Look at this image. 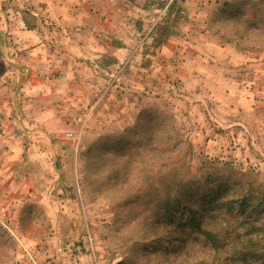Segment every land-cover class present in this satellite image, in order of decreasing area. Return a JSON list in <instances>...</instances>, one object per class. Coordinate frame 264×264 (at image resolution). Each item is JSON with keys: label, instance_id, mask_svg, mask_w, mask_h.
Masks as SVG:
<instances>
[{"label": "rangeland", "instance_id": "1", "mask_svg": "<svg viewBox=\"0 0 264 264\" xmlns=\"http://www.w3.org/2000/svg\"><path fill=\"white\" fill-rule=\"evenodd\" d=\"M0 264H264V0H0Z\"/></svg>", "mask_w": 264, "mask_h": 264}, {"label": "trees", "instance_id": "2", "mask_svg": "<svg viewBox=\"0 0 264 264\" xmlns=\"http://www.w3.org/2000/svg\"><path fill=\"white\" fill-rule=\"evenodd\" d=\"M172 5H176V2L174 3V4H172ZM170 6V8H173V6ZM228 5H230V4H228ZM231 12H232V14L231 15H239L241 12H243L242 11V9H240V8H235V9H233V10H231ZM189 188V187H188ZM190 189V188H189ZM224 203H226L227 205L229 204L230 205V200H227V201H225ZM205 214H209L208 212H205ZM218 217H220L219 216V214H215V216H212V218L213 219H218ZM196 218V217H195ZM201 221V220H200ZM198 225H200V223L198 224ZM203 232L205 233V234H208V235H212V232H211V229H208V227H207V229L206 230H203Z\"/></svg>", "mask_w": 264, "mask_h": 264}]
</instances>
